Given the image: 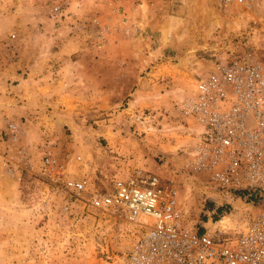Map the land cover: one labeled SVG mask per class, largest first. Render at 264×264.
<instances>
[{
	"label": "rangeland",
	"instance_id": "obj_1",
	"mask_svg": "<svg viewBox=\"0 0 264 264\" xmlns=\"http://www.w3.org/2000/svg\"><path fill=\"white\" fill-rule=\"evenodd\" d=\"M3 1L8 4L6 10L3 9ZM55 1L0 0V10L4 13L15 10L25 14L23 16L27 19H47L51 6L57 3ZM174 4L163 14L164 18L161 17V42L156 41L155 33L143 32V37L151 39L147 45L139 41L137 47L132 44L134 46L118 50L126 53L136 51L138 57L133 61L136 66H141V77H146L153 67L154 80L140 87L142 95H129L131 84H126L111 96H106L100 112L96 106L83 104V110L72 115L75 120L69 127L63 122L64 128L56 141L49 135L44 136L46 129L41 127L40 131L44 132L42 137L48 140L39 144V136H34V131L28 129L33 141L27 131L18 146L34 162L35 171L31 173L8 177L2 171L0 158V264H98L102 247L107 245L110 250L120 252L129 243L131 227L121 219L114 222L112 218L100 214L92 218L82 217L74 203L71 204L70 215L62 212L68 196L54 186L49 176L38 173L36 169L45 144L58 162L55 177H87L93 187L109 188L114 177L126 176L133 169H141L176 187L188 225L202 229L208 221L218 219L220 204L225 203L210 190L206 178L189 173L183 167L184 156L180 150L183 139L179 137L177 103L190 94L195 76L206 72L214 59L212 49L215 43L225 36L229 38L253 29L255 35L248 42L243 41V46L260 55L259 35H264V0H252L247 6L232 5L228 8L216 7L215 0H176ZM68 15V18L50 16L55 21L52 26L27 25L24 28L28 37L26 62L37 59V51L60 52L63 44L70 48L62 54H71V42H74L80 45L82 53L84 49L95 52L93 57L96 61L93 63L97 66L120 64L118 60L99 58L101 42L94 38L84 39V33L71 23L69 11ZM17 33L16 29L12 30L6 39H0V65H4L2 59L9 63L19 60ZM160 43L161 48L164 47L150 55L149 45L155 50ZM60 63L58 59L48 62L52 65V72L59 70ZM115 75L117 73L112 77ZM86 107L88 111L84 109ZM19 147H6L14 155L15 169L20 168L18 164L22 162L20 157L15 156ZM240 205V202L231 201L225 209L236 211ZM213 210L216 215L212 214Z\"/></svg>",
	"mask_w": 264,
	"mask_h": 264
},
{
	"label": "built area",
	"instance_id": "obj_2",
	"mask_svg": "<svg viewBox=\"0 0 264 264\" xmlns=\"http://www.w3.org/2000/svg\"><path fill=\"white\" fill-rule=\"evenodd\" d=\"M251 1L215 0L221 8ZM66 10L57 2L50 16L68 18ZM74 21L84 39L102 44L107 27L97 18L90 25ZM138 30L135 25L125 27L123 36L133 38ZM254 35L249 29L215 43L212 63L195 76L190 94L177 103L183 167L206 178L210 190L225 203L209 226L188 225L176 187L148 171L133 169L116 176L109 188L93 187L87 177H55L57 159L43 145L36 169L68 196L64 214L72 213L74 203L82 217L100 214L131 227L126 249L102 247L98 264H264V35H259L260 55L243 46ZM23 134L24 129L12 122L0 133L1 166L8 177L35 171L32 158L18 146ZM7 145L20 148L15 154L21 158L20 168L15 169ZM231 201L240 202V209L227 211Z\"/></svg>",
	"mask_w": 264,
	"mask_h": 264
},
{
	"label": "crops",
	"instance_id": "obj_3",
	"mask_svg": "<svg viewBox=\"0 0 264 264\" xmlns=\"http://www.w3.org/2000/svg\"><path fill=\"white\" fill-rule=\"evenodd\" d=\"M55 2H61L65 6L69 5L68 11L72 15L70 21L73 24H75L73 18L85 21L88 25L92 18H97L103 26H106L98 57L103 60H108V58L113 61L118 60L120 64L97 66L93 63L95 60L93 53L95 52L84 49L82 53L80 45L74 42H71V54H62V51L70 48L63 44L60 52L37 51L35 54L37 59L33 62H26L25 52L28 37L27 34H24V28L27 25L50 24L52 26L55 21L50 16L47 19L40 17L27 19L23 16L25 14L21 15L15 10L6 13L0 10V39H4L12 30L16 29L19 58L17 63H9L2 59L4 65H0V133L8 123L12 122L23 128L25 132L28 131L29 136L31 134L28 129L33 130L32 134L40 138L39 144L45 142V139L48 140L42 137L44 134L41 133L44 132L40 131L41 127L46 129L44 136L49 135L50 139L58 140L60 132L64 128L63 122L69 127L71 121L75 120L72 115L81 112L83 104L96 106L100 112V107L105 103L106 96H111L123 85L131 84L129 93L131 96H136L137 93L143 94L140 87L148 82L152 83L154 80L152 78L153 67L146 73V77H141L139 75L141 66H136L133 61L135 57H138L136 51L130 50L129 53H126L118 50L134 45L137 47L139 41H143V44L147 45V41H151V39L143 37V32L155 33L156 41L161 42L163 31L160 22L164 18L163 14L175 6L176 0H57ZM215 4L216 7H219L216 2ZM7 8L8 4L4 2L3 9ZM133 25L139 28L138 36L133 38L123 36V28ZM8 30L11 31L8 32ZM44 37L48 38L47 35ZM83 38L85 37L83 36ZM114 41L118 42L114 43ZM160 48L161 43L155 50L150 44L149 54L153 55ZM145 51L148 52L146 49ZM48 58L50 62L57 59L61 61L58 64L59 70L52 72V65L46 61ZM43 61L47 63L41 64ZM80 62L82 64H79ZM121 62H126V64ZM114 73L117 75L112 77ZM145 101L150 102V99ZM69 106L74 108L69 110ZM84 109L86 110L87 107ZM30 138L33 141L34 138L32 136ZM208 225L210 223H207L206 227Z\"/></svg>",
	"mask_w": 264,
	"mask_h": 264
}]
</instances>
